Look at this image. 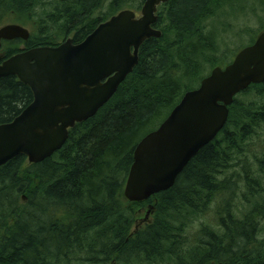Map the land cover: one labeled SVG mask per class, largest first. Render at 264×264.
<instances>
[{"label":"trees","instance_id":"1","mask_svg":"<svg viewBox=\"0 0 264 264\" xmlns=\"http://www.w3.org/2000/svg\"><path fill=\"white\" fill-rule=\"evenodd\" d=\"M144 2L0 0V25L9 18L31 26L27 42L2 44V60L66 38L78 44ZM235 3L243 8L240 0L160 5L154 28L161 37L142 44L132 73L93 117L69 130L62 149L38 164L19 156L0 167V264H264V83L234 98L224 128L170 189L142 203L123 196L140 140L185 92L232 61L218 57V46L219 27L227 28L223 9L236 15ZM32 100L16 77L0 79V125ZM145 209L149 218L139 224Z\"/></svg>","mask_w":264,"mask_h":264},{"label":"water","instance_id":"2","mask_svg":"<svg viewBox=\"0 0 264 264\" xmlns=\"http://www.w3.org/2000/svg\"><path fill=\"white\" fill-rule=\"evenodd\" d=\"M168 1L145 0L139 16L120 11L78 44L67 38L56 47L0 56V79L16 77L33 96L17 117L0 125V167L19 156L38 164L60 151L69 130L93 117L132 73L142 44L161 37L153 26L157 7ZM29 38L20 25L0 28V48L2 42ZM263 83L264 31L228 65L213 68L196 89L185 92L158 128L140 140L123 189L126 201L142 203L170 189L224 128L234 98Z\"/></svg>","mask_w":264,"mask_h":264},{"label":"rangeland","instance_id":"3","mask_svg":"<svg viewBox=\"0 0 264 264\" xmlns=\"http://www.w3.org/2000/svg\"><path fill=\"white\" fill-rule=\"evenodd\" d=\"M107 1L109 0H106V2ZM240 1L241 3L245 1L244 4L242 3L243 8L238 9L237 3H235L232 6L234 10L237 9L239 10L237 11L238 13L236 15L229 14L230 7L228 6H225L223 9L224 10L223 12H225L227 16H225V18L223 19L222 24H224V26L226 25L227 28L222 26L219 27L220 43L218 46L219 47L218 57H223V56L234 57V54L238 52L240 46H246L250 41L251 37H255V35L259 33L261 29L260 26L262 23H264V5L262 1H257V0H240ZM107 4L108 3H106V5ZM126 9L131 10L125 7L124 10ZM46 11H49V9H47ZM43 13L44 12H42L41 15H44ZM136 14L137 16H139L140 11L136 12ZM8 24L18 25L15 22V20L13 21V19L6 18L2 21L0 27ZM24 27L29 31H31L30 25H25ZM0 56H2L1 51H0ZM205 69H208V65L205 67ZM263 133H264V129H263ZM144 211L147 210L145 209ZM144 211L140 213L139 224L142 223V220H146L149 218V217L146 218V214ZM213 219H214V215H213V211L211 210L207 214V220H213ZM148 221H150V219Z\"/></svg>","mask_w":264,"mask_h":264}]
</instances>
